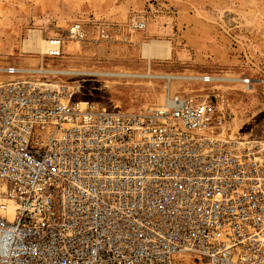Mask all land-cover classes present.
Here are the masks:
<instances>
[{
    "label": "built area",
    "instance_id": "built-area-1",
    "mask_svg": "<svg viewBox=\"0 0 264 264\" xmlns=\"http://www.w3.org/2000/svg\"><path fill=\"white\" fill-rule=\"evenodd\" d=\"M67 76L0 66V264H264V139L230 137L222 95L172 85L251 79H162L160 102L121 110Z\"/></svg>",
    "mask_w": 264,
    "mask_h": 264
},
{
    "label": "rangeland",
    "instance_id": "rangeland-1",
    "mask_svg": "<svg viewBox=\"0 0 264 264\" xmlns=\"http://www.w3.org/2000/svg\"><path fill=\"white\" fill-rule=\"evenodd\" d=\"M136 21L143 30L132 28ZM72 23L82 29V41L66 38ZM30 31L59 39L60 55L42 59L26 51ZM149 41L169 43L170 60L146 61L141 46ZM41 64L81 72L60 80L77 87L80 99L121 110L159 102L168 76L247 77L254 83L246 91L187 80L172 85L184 95H222L227 127L264 139V0H0V66Z\"/></svg>",
    "mask_w": 264,
    "mask_h": 264
},
{
    "label": "bare ground",
    "instance_id": "bare-ground-1",
    "mask_svg": "<svg viewBox=\"0 0 264 264\" xmlns=\"http://www.w3.org/2000/svg\"><path fill=\"white\" fill-rule=\"evenodd\" d=\"M50 40H45L40 37L38 34V31H30L27 38L24 40V49L30 53H37L39 56L43 59L48 51L55 50V47L49 43ZM77 45V43H75ZM60 55V52L59 54ZM141 56L146 59V61H152V60H170L171 58V46L167 42L163 41H149L142 43L141 46ZM61 74H81V72H59ZM127 75L128 74H124ZM132 76V75H130ZM167 81H169L172 78L177 77H171ZM249 89V88H248ZM161 101V100H160ZM159 101V102H160ZM223 103V102H220ZM219 108V106H218ZM230 130V137H234L235 135H239L238 131L234 132V130ZM224 134V132L222 133ZM246 135L243 134L242 137H245Z\"/></svg>",
    "mask_w": 264,
    "mask_h": 264
}]
</instances>
